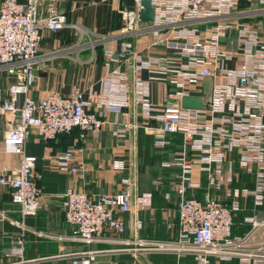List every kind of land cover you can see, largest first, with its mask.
<instances>
[{
    "label": "built area",
    "instance_id": "1",
    "mask_svg": "<svg viewBox=\"0 0 264 264\" xmlns=\"http://www.w3.org/2000/svg\"><path fill=\"white\" fill-rule=\"evenodd\" d=\"M141 1L135 0L136 9L120 11L122 29L116 36L122 40L103 50L104 74L97 90L74 87L67 95L49 92L34 100L28 93L44 62L37 54L44 30L73 29L86 38L92 55L109 37L69 24L57 0H2L0 68L15 82L6 97L0 91V116L6 118L0 153L17 157V163L0 167V188L10 191V201L18 207L21 221L13 224L23 228L22 221L42 205L35 181L37 158L27 153L31 137L45 143L77 128L80 144L108 128L116 147L128 154L110 165L125 173L123 189L97 195L65 190V223L72 239L86 246L65 255L67 264H94L109 252L90 248L96 243L130 244L119 239L126 231L122 215L148 210L153 199L151 192H138L136 136L142 130L158 150L180 138L179 149L161 164L178 170L172 189L179 200L178 234L171 242L137 240L136 250L173 255L189 264H264V0H149L153 20L144 27L139 25L144 23L139 20ZM141 37H148V47L161 48L163 55L137 51L130 39ZM207 78L212 92L206 106L182 108L183 97L202 96ZM153 82L163 88L158 103L151 100ZM126 114L133 119L127 122ZM85 151L91 153L78 145L68 147L51 155L49 165L83 178L80 158ZM241 174L248 182L234 187ZM198 191L200 199L193 195ZM247 201L252 210L244 222L250 230L235 237L233 220ZM106 234L117 238L106 239ZM17 244L0 264L31 262L24 258L22 240Z\"/></svg>",
    "mask_w": 264,
    "mask_h": 264
},
{
    "label": "crops",
    "instance_id": "2",
    "mask_svg": "<svg viewBox=\"0 0 264 264\" xmlns=\"http://www.w3.org/2000/svg\"><path fill=\"white\" fill-rule=\"evenodd\" d=\"M1 2L2 0H0V4ZM57 7L66 15L69 24L77 25L97 36L109 37V40L98 46L92 55L91 50L86 47V38H80L73 29L64 28L57 32L44 30L37 52L44 62L38 67L36 79L31 84L28 93V96L34 100L49 92L67 95L74 87H79L85 92L90 87L97 90L99 81L104 74L103 50L118 47L119 41L122 40L116 36L122 29L120 11L136 9L135 0H57ZM42 15H44L43 10ZM130 41L134 44L135 49L143 55L149 57L163 55L161 48L148 47V37L130 39ZM143 77L147 78L146 72L143 73ZM14 82V77L0 68V91L3 93V97L7 96V89ZM162 91L163 88L157 82L152 83L151 100L153 103L160 101ZM21 101L22 98H20V103ZM124 117L127 122L133 119L129 114ZM5 123L6 118L0 116V142L5 134ZM140 136L147 140L152 150L168 155L166 159L159 162L160 168L167 172L176 170L175 168H163L161 164L163 161L169 160L173 153L179 149L181 143L179 136L173 138V141L177 142V146L174 144L172 147L162 150L155 149L152 136L144 134L142 130H139L136 136L137 149ZM56 144V141L53 144H45L38 141L33 135L27 145V153L37 158L36 169L42 172L39 183L43 199L36 215L28 216L22 221L23 228L13 224V221H21L18 207L10 202L8 189L0 188V263L7 259L10 249L14 246L17 247V241L21 239L23 255L25 259L31 261L29 264H67L68 259L65 255L83 250L86 246L78 248L70 239H66L69 227L64 219L63 194L65 190L70 187L88 195H97L118 192L123 189L121 179L125 173L112 170L110 165L113 159L124 158L128 154L126 149L116 147V141L108 128H105L97 136L88 135L78 145L84 147V150H91L90 154L85 151L84 156L80 158L86 169L83 178L61 173L52 170V168H49L50 171L44 170L46 157L64 150L62 146ZM16 163L17 157L0 153V167ZM176 176L177 174L174 178L171 175L165 176L162 180L154 181L157 184L155 191L159 192L153 194V191H148L153 195L151 208L136 214L122 215L126 223V231L119 239L130 241V244L106 241L90 246L93 249L109 251L100 256L96 260V264H189L188 260H178L173 255L141 253L136 250L139 249L137 240L145 242L176 240L179 200L172 190L177 182ZM169 185L172 188L170 187L167 191ZM138 192L142 193V190L138 188ZM191 195L192 193L189 192L188 196ZM193 195L198 199L202 197L201 191L195 192ZM251 210V201H247L245 209L236 214L232 227L233 236L241 237L250 230L249 225L244 222V218L250 214ZM135 222L136 228H134ZM138 223L139 228H137ZM105 238L114 240L117 237L106 234ZM119 249H126V251H113ZM220 264H237V262H222Z\"/></svg>",
    "mask_w": 264,
    "mask_h": 264
},
{
    "label": "rangeland",
    "instance_id": "3",
    "mask_svg": "<svg viewBox=\"0 0 264 264\" xmlns=\"http://www.w3.org/2000/svg\"><path fill=\"white\" fill-rule=\"evenodd\" d=\"M139 25L140 27L146 26L145 23H140ZM173 145L174 144H172L169 147H172ZM49 157H46L47 159L44 160V166L47 169L51 168V166L49 165ZM135 157H136V166H137V178L139 182L138 188L139 190H142V192H146V191L155 192V188L157 186L155 182L157 180H162L163 177L165 176L168 177L170 175L174 178V176L178 174L177 169H176L177 171L174 169L175 171L167 172L159 167V162L162 159H166L168 155L166 153L160 154L155 150H152L147 140L142 139V136H140L139 148L136 150ZM170 187L171 186L169 185L167 191H169ZM67 238L70 239L72 243H75V245H77L78 248L84 245L83 243L72 239V230L70 228L66 239ZM96 262L94 264H96Z\"/></svg>",
    "mask_w": 264,
    "mask_h": 264
},
{
    "label": "water",
    "instance_id": "4",
    "mask_svg": "<svg viewBox=\"0 0 264 264\" xmlns=\"http://www.w3.org/2000/svg\"><path fill=\"white\" fill-rule=\"evenodd\" d=\"M139 20L147 23L153 20V10L150 6L149 0H142L140 2ZM212 79L207 78L203 83V92L201 97L186 96L181 99V107L184 109H203L211 98Z\"/></svg>",
    "mask_w": 264,
    "mask_h": 264
},
{
    "label": "trees",
    "instance_id": "5",
    "mask_svg": "<svg viewBox=\"0 0 264 264\" xmlns=\"http://www.w3.org/2000/svg\"><path fill=\"white\" fill-rule=\"evenodd\" d=\"M241 6L245 7L247 6L246 3H244V1H242L241 3ZM57 31H60V30H57ZM57 31H53V32H57ZM42 41V40H41ZM41 43V42H40ZM40 45V44H39ZM39 47V46H38ZM79 136V129L77 128H74L69 134H62V135H59L55 140H52V141H48V142H45V144L47 143H54L56 141V145H59V146H62V148L65 150L67 149L68 147H73V146H77L79 145V142H76V139L78 138ZM179 143V141H178ZM173 144H177V142H175V140L173 141ZM170 147H167L165 149H168ZM44 170H48L50 171L51 169H47L45 168ZM53 170V169H52ZM41 178H42V172H39L37 169H36V172H35V181L37 183V186L41 189V185H40V181H41ZM240 182L238 183H235L234 187H238L240 186L242 183H245L246 181L248 182L249 178L247 176H245L244 174H241L240 175ZM159 191L156 190L155 193H158ZM8 193H9V199H10V191L8 190ZM153 194H154V191H153ZM11 202V201H10Z\"/></svg>",
    "mask_w": 264,
    "mask_h": 264
}]
</instances>
